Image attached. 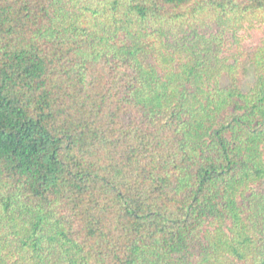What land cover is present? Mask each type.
Listing matches in <instances>:
<instances>
[{"label": "trees", "instance_id": "1", "mask_svg": "<svg viewBox=\"0 0 264 264\" xmlns=\"http://www.w3.org/2000/svg\"><path fill=\"white\" fill-rule=\"evenodd\" d=\"M261 19L0 0V264H264V42L223 34Z\"/></svg>", "mask_w": 264, "mask_h": 264}, {"label": "rangeland", "instance_id": "2", "mask_svg": "<svg viewBox=\"0 0 264 264\" xmlns=\"http://www.w3.org/2000/svg\"><path fill=\"white\" fill-rule=\"evenodd\" d=\"M216 30L215 27L212 30L202 29L203 33ZM223 34L226 43V56H235L242 50L255 48L264 42V19L244 22L239 25L233 23L226 28Z\"/></svg>", "mask_w": 264, "mask_h": 264}]
</instances>
